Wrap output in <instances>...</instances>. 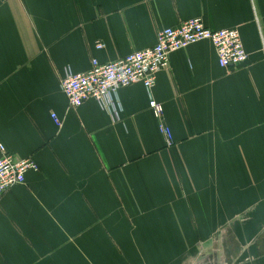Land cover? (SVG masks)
Segmentation results:
<instances>
[{"label":"crops","instance_id":"obj_1","mask_svg":"<svg viewBox=\"0 0 264 264\" xmlns=\"http://www.w3.org/2000/svg\"><path fill=\"white\" fill-rule=\"evenodd\" d=\"M190 18L236 28L246 61L203 39L119 88L115 119L68 105L66 69ZM0 146L38 166L0 197V264H264V0H0Z\"/></svg>","mask_w":264,"mask_h":264},{"label":"built area","instance_id":"obj_2","mask_svg":"<svg viewBox=\"0 0 264 264\" xmlns=\"http://www.w3.org/2000/svg\"><path fill=\"white\" fill-rule=\"evenodd\" d=\"M203 39L213 45L221 67H236L246 61L247 53L236 28L213 30L205 27L199 18H190L177 26L159 29L152 46L110 61L100 62L92 57L89 68L83 72L66 69L60 87L70 107L80 106L93 98L106 105L115 119L119 88L139 82L146 89H151L157 72L168 67L170 52ZM102 46V43H96V48ZM148 105L154 116L161 119L162 105L152 98ZM51 117L57 126H61L55 113H51ZM159 129L170 138L169 130L162 121L159 122ZM37 169L30 156L15 157L0 146V197L12 186L22 183L28 171Z\"/></svg>","mask_w":264,"mask_h":264}]
</instances>
